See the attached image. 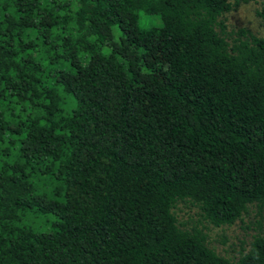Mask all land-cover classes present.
<instances>
[{"label":"trees","instance_id":"1","mask_svg":"<svg viewBox=\"0 0 264 264\" xmlns=\"http://www.w3.org/2000/svg\"><path fill=\"white\" fill-rule=\"evenodd\" d=\"M237 4L0 0V264H264V37Z\"/></svg>","mask_w":264,"mask_h":264},{"label":"rangeland","instance_id":"2","mask_svg":"<svg viewBox=\"0 0 264 264\" xmlns=\"http://www.w3.org/2000/svg\"><path fill=\"white\" fill-rule=\"evenodd\" d=\"M231 3L238 2L237 6L225 14V22L228 29L245 27L258 36L264 37V27L260 23V19L256 11L260 8L263 0H229ZM157 22L155 16L140 17L141 25H148L151 22ZM185 207L178 211L181 219L188 215ZM191 213V211L189 210ZM259 217L255 212H251L249 216H243L242 220L236 221L230 226L223 228L210 229V244L220 254L233 258L237 256V250L240 248L241 242L255 232L254 222ZM264 232V224H263Z\"/></svg>","mask_w":264,"mask_h":264}]
</instances>
